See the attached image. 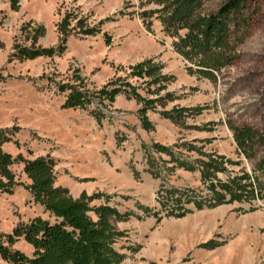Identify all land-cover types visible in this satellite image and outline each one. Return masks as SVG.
<instances>
[{
    "label": "rangeland",
    "instance_id": "374dc122",
    "mask_svg": "<svg viewBox=\"0 0 264 264\" xmlns=\"http://www.w3.org/2000/svg\"><path fill=\"white\" fill-rule=\"evenodd\" d=\"M223 1L0 0L1 150L14 174L11 187L0 176V234L54 220L18 159L48 156L54 186L121 216L111 264H264V0L220 15ZM218 156L229 162L217 177L256 175L238 179L254 193L195 210ZM182 209L193 212L168 215ZM13 248L32 253L21 238Z\"/></svg>",
    "mask_w": 264,
    "mask_h": 264
},
{
    "label": "trees",
    "instance_id": "16d2710c",
    "mask_svg": "<svg viewBox=\"0 0 264 264\" xmlns=\"http://www.w3.org/2000/svg\"><path fill=\"white\" fill-rule=\"evenodd\" d=\"M250 2H256V0H224L219 14L236 11ZM211 20L213 22L210 23L209 28H213L218 22L215 17ZM65 22L67 23V19H63L60 25V31L64 37L67 35ZM40 29L43 32V29ZM118 92L119 90L109 91L108 100L113 101ZM65 104L79 106L80 100L69 95ZM139 113L142 128L150 129L152 125L145 115V109L142 108ZM165 117H170L174 122L180 118L177 113L173 115L165 113ZM9 140V137L0 135V176L6 180L7 187L14 184V174L9 169L13 159L1 150V144ZM240 144L239 141L236 142L238 147ZM151 148L157 153H168L167 147L157 143ZM216 158L220 162L212 161L213 164H209L208 167L207 164L203 165L206 172L201 171V179L208 182L209 194L200 197V201H194L195 210L240 201L247 195L243 194L245 192V190L242 191L243 188H249L246 191L254 193L251 182L240 184L238 179L258 181L256 175L248 177L242 170V176L236 180L230 176L221 180L216 174L223 171L220 165L229 161L219 156ZM18 159L23 162V171L30 181L24 187L29 190L33 200L43 206L54 220L49 221L37 216L27 222L17 223L9 233L0 234V264H111L113 260L116 262L120 260V254L109 249L115 232L110 218L121 217L115 208L107 204L90 206L92 198L97 196H88L81 192L78 197L73 198L65 188L54 186V162L48 156L23 159L19 155ZM91 210L96 214V219L89 216L88 212ZM191 212H193L192 209H182L176 214L168 215L182 217ZM20 238L32 247L31 255L13 248V244Z\"/></svg>",
    "mask_w": 264,
    "mask_h": 264
}]
</instances>
